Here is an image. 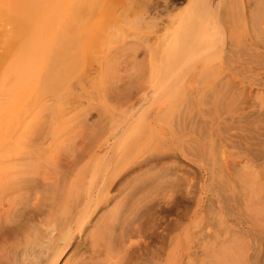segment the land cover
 Here are the masks:
<instances>
[{"label":"rangeland","instance_id":"374dc122","mask_svg":"<svg viewBox=\"0 0 264 264\" xmlns=\"http://www.w3.org/2000/svg\"><path fill=\"white\" fill-rule=\"evenodd\" d=\"M66 10L65 21H57L52 53L68 56L66 63H52L50 72L43 69V79L16 102L24 117L11 105L8 118L13 127L3 135L0 131L1 139L24 141L20 156L27 149L35 158H49L31 161L25 168L31 171L25 175L28 185L21 183L27 191L11 198L14 202L22 198L10 224L16 241L8 236L0 250L15 249L24 255L32 243L37 254L41 241L36 237L49 227L57 238L52 264L90 263L87 258L100 241L108 238V243L114 236L111 242L116 247L117 238L128 233L132 235L128 257L120 261L118 256L123 254L116 253L112 262L101 257L98 264L117 260V264H153L154 258L160 264H223L220 252L227 243L234 246L232 257L237 259L231 258L237 261L231 264H264V215L246 214L244 196H250L254 185L240 177L249 160L240 163L239 157L255 155L254 170L264 173V123L258 120L264 114V60L258 57L264 55V3L71 0ZM143 15L147 21L155 16L162 21L152 29L140 20ZM221 94L227 99L217 103ZM217 114L225 119L219 123L220 130L239 142H224L210 155L209 147L204 152L196 141L200 132L206 136L201 144L217 140L204 129H217ZM206 120L211 122L207 127ZM31 122L35 124L29 126ZM163 141L170 148L161 155L173 158H157ZM151 157H155L151 166L139 171L138 178L133 174L128 182L108 190L109 197H116L114 202L92 212L94 202L106 194V174L114 165L124 169L133 160ZM222 160L238 163L232 174L234 185L227 190L218 188L225 175L219 172ZM215 170L219 174L212 178ZM234 196L236 201L230 203ZM199 200L205 210H197ZM212 251L221 255L216 257Z\"/></svg>","mask_w":264,"mask_h":264},{"label":"bare ground","instance_id":"6f19581e","mask_svg":"<svg viewBox=\"0 0 264 264\" xmlns=\"http://www.w3.org/2000/svg\"><path fill=\"white\" fill-rule=\"evenodd\" d=\"M70 1L71 0H0V131L2 132V135L5 134L7 131H11L10 129L13 127L11 125L12 123L10 122V120L8 118V112H9V110L11 111V105L15 109V112L19 113L18 116L21 115L20 117H22V116L24 117V114H23L24 111L21 112L22 111L20 108L21 105L19 103H16V102H18V100H21L23 97L28 96L30 94V90H33L36 87L37 82H39L43 79V77H42L43 69L50 72V70L52 71V68H53V67L51 68L52 63L57 61L56 62L57 64L63 65L64 60L68 59L67 58L68 56H65L62 54H60L61 56H59V55L57 57L55 56L56 57L55 58L52 55V53H54V51H56V50H54V47H55L54 42L56 39L55 35L57 34V32H56L57 21L60 20L61 18H63V20L65 21V16H66L65 14L67 11L66 9L68 7V4L70 6ZM118 1H120V0H118ZM261 1L264 3V0H261ZM67 2H68V4H67ZM147 15L148 14L146 13V16ZM146 16L143 15V17H141L140 20L141 19L146 20V25L147 26L149 25V27H152V26L155 27L156 25H158V23L160 21H162L161 16H155L151 20L149 19L150 21H147L148 17H146ZM196 22H197V20H196ZM152 29H153V27H152ZM58 35L62 36V37L65 36L61 32H59ZM61 39L62 38L60 37V40ZM56 43L57 42H55V44ZM65 43H67V42H65ZM61 46L66 47V44L65 45L61 44ZM63 50H64V48H63ZM258 57H260L264 60L263 54L259 55ZM66 60H65L64 64L66 63ZM67 63H68V61H67ZM57 64H54V65L56 66ZM214 92H216V91H214ZM212 96L213 95H211V97ZM213 97L215 99V96H213ZM218 97H219V99H217L218 100L217 103L219 101L227 99L225 97V95H224V99H223V95H222V97H220V96H218ZM198 101H200V100H198ZM13 102L16 103L14 106H13ZM220 103H224V102H220ZM223 107H224V105H223ZM20 112L22 114H20ZM216 113H218V111ZM201 114H203V113H201ZM220 115H218V114L216 115V121L214 123V124H218V126H216L217 129L213 128L214 126H209L210 125L209 123H211V122L208 123L207 120L205 121V124H204V125H206V127H207V125L209 126L208 129L204 128L208 131V134L216 135L217 140L216 141L212 140L209 144H207V146L204 144H201V142H202L201 140L204 139L203 137H205L204 140H206V136H204V133L202 134V132H200L201 134H198L199 140L198 141L195 140L198 143V146H200V148L202 149V151L205 152L207 149L206 147H209V149H207V150H208L210 155H211L212 151H215L214 150L215 148H222L224 142L225 143L227 141H230V143H235V142L238 143L239 142V141H235L234 139L232 140L231 137L229 138V136H230L229 133H228V136L224 135L225 132H222V131H224L223 129H222V131L220 130L221 128L219 127V123L222 124V121L223 120L225 121V119H222L223 115H221L222 117ZM204 116L207 117L208 113H207V115L204 113ZM260 116H263V117L262 118L259 117V119L258 118L257 119L262 124V123H264V114H262ZM204 119H207V118H204ZM183 122L180 123L181 127H183V126L185 127V124ZM34 124H35V122H31L29 124V126H33ZM178 125H179V123H178ZM183 130L185 131L186 129H183ZM180 131H181V129H180ZM227 132H229V131H227ZM10 134H13V133H10ZM172 134H174V133H172ZM214 135H213V137H214ZM209 139H211V138H209ZM263 139H264V137H263ZM23 142H24L23 140H21V142L15 141V140H14V142H11V140L7 141L6 139L0 138V204H1V207H0V239H2V240H0L1 244L7 242L8 239H10L9 238L10 236H11V238L12 237L15 238L14 235H16L15 234L16 231H13V229L10 227V224L12 225L14 223L13 220L15 219V214L13 215V211L16 208V204H20V202L22 201V198L20 200H16V202L11 201V198H13V199L19 198L21 196V194H25V192L27 191L26 190L27 187L22 186L21 183L27 184L26 183L27 179H26L25 175L29 174L31 171H29L30 169L28 170V168H27V170L29 172L28 171L25 172L26 171L25 168L29 167L32 162H34V161L36 162L39 159H43V161H45V162L49 161V158H45V156H41V158L40 157L35 158V156L31 153V151L27 152V149L25 152L27 154L24 156H20L23 149L26 148V147H24L26 144ZM165 142L166 141H163L164 145L161 144L162 147H159L160 144H158L160 151H157L158 156L157 155L156 156L160 160L162 159V157L173 158L171 156V154L170 155H168V154L161 155L162 153H165L164 151H167L170 148V146H169V148L167 147V143H169V142H166V143ZM170 143H171V141H170ZM247 143H248V145H251L250 147L253 146V144H251L249 142H247ZM240 144H242V142H240ZM170 145H172V144H170ZM244 145H246V144L244 143ZM255 145H256V143H255ZM29 147L32 148V146L30 144L28 145V148ZM169 151H171V149ZM221 151L223 152V150H221ZM252 151H254V150H252ZM216 152H217V150H216ZM248 153L249 152H247V154ZM256 153H257V151H256ZM223 154H224V152H223ZM239 157H240V160L242 159L240 161V163L243 162L245 159L249 160V162H246V167H244L245 169L241 172L242 175H240V177H244L245 179H248L254 185V187L252 189V193L250 194V196H248L249 198L247 197V199H245V196H244L243 201L245 202V205H246L245 206L246 207L245 209L247 211L246 214L248 215V213H249L250 217L254 216V218H256V217L260 216L261 214L264 215V211H263L264 210V185L260 186L261 183L264 182V173H262V172L257 173V171L254 170V168L256 166L255 155L250 157V154H248L245 158L243 156H239ZM153 158H155V157H151L150 159H147V160L145 159L142 161L133 160L132 166L124 168V169H120L117 165L116 166L114 165V167L108 172V174H106V175H108L106 178L107 183L105 184V187H104L106 194H102L101 198H99L96 202H94V208L95 209L92 212L93 213L96 212V209L98 207H100L99 205H102L103 203L105 205V204H108L110 202H114L116 197H113V196L109 197L110 193L108 190L110 188H112V186L114 184L116 185L118 183L123 184L125 182H128L130 177L133 176V174L134 175L138 174V175H136V177L139 176V171L141 172V170L143 171L144 168L151 166L150 162L153 161ZM254 158H255V160H254ZM261 159H264V158H261ZM221 162H223V165H222V168L219 169V172H223L225 175L223 177H220V179H219L220 184L218 185V188L221 187V188H225L226 190L229 188L231 189L234 185V184H232V174H233V172H235V168L238 166V163L231 164L225 160H222ZM250 162H252V163L249 164ZM40 163H41V161H40ZM214 163H216L215 159H214ZM236 164H237V166H236ZM41 165H42V163H41ZM44 165H46V164H44ZM125 166H129V164L125 165ZM215 167H217V165ZM31 168H33V167L31 166ZM217 170H218V168H217ZM217 170H215L216 172L215 171L213 173L211 172L212 174L210 173L212 178H214V174H216L218 172ZM33 171L34 170H32V172ZM219 172L217 174H219ZM47 173H46V176H47ZM62 176H64V174ZM47 179L48 178H46V181H47ZM135 179L136 178H133L131 180V182L134 181ZM19 181H20V184H19ZM30 181L31 180H29V183H30ZM233 181H234V179H233ZM125 186H126V184H125ZM256 186H257V188H256ZM87 192H90V191L87 190ZM232 192H233V190H232ZM87 195H88V193H87ZM103 195H105V196L103 197ZM26 196H30V195H26ZM87 197H89V195ZM24 199L26 201H28L26 197ZM28 199H31V198H28ZM34 200H33V202H34ZM226 200L228 201L230 199H226ZM35 201L38 202V199ZM231 201H234V202L236 201L235 196L232 197L229 202L231 203ZM240 201H242V200H240ZM29 202L31 203L30 200H29ZM43 202L45 203V201H43ZM196 202H197L196 203L197 210H201V209H204L206 207V205H204V202L202 200H199ZM230 203L228 205H230ZM32 205H33V203H32ZM49 206L50 205H48V207ZM260 206H262L263 210H261ZM40 207H42V205H40ZM43 207H45V206H43ZM236 207H237V205H236ZM227 208L229 209V206ZM233 208H235V207H233ZM208 209H210V207ZM233 210H236V209H233ZM93 213H91V215H93ZM228 213H231V212H228ZM90 218H91V216H90ZM114 219H116V218H114ZM224 221H226V220H224ZM220 222H223V221L221 220ZM220 222H219V224H220ZM224 223L225 222H223V224ZM104 226L106 228H108V227L111 228L110 226L107 227L106 225H103V227ZM220 226L222 227L223 225L221 224ZM224 226H225V224H224ZM112 230H114V229L112 228ZM209 231L210 230L208 229V232ZM225 231H228V229H226ZM107 232H106V236L109 235L108 233L111 231L109 230V232L108 233ZM52 233L53 232L49 229V227L46 230L39 232L38 237H36L37 238L36 240H38V238H39V242L41 241L38 244V246H40L39 248H41V250L39 251V253L37 252V254H36L35 249L33 248L34 246L31 242H30L31 244L28 246L29 249L23 250L24 255H20V253L16 252L15 249L12 252H11V249H10V251L4 252L5 250H3L1 248L0 251H2V253L0 255V264H52L54 257L56 256V255H54L53 250H52V249H55V248H53V245H54L53 241L57 239V238H55L56 237L55 235L54 236L52 235ZM210 233H211V231H210ZM210 233L208 235H210ZM226 233L229 234L228 232H226ZM104 234H105V232H104ZM112 234L115 235V231L112 232ZM131 236L129 235V233H128V235H125V236L124 235L119 236L121 238L120 239H119V237L117 238L118 241H117L116 247L114 246L115 241L111 242L114 236L112 237V239H110V242H108V243H107V241L109 240L108 238H106L107 240H106V242L104 241V243H102V241H100L98 243L99 245L96 244L97 247L94 246L95 248L93 250L92 255L89 258H87V259H89L90 263H87L88 262L87 260H86V262L84 260H79V261H77L76 264H98L100 262L99 260L101 257H104L105 259L109 258V260H111V259L116 258V257H113V255L116 253H118L119 255L123 254L122 258L120 256H118L120 261L122 259H124L123 256L125 258H127L128 256L126 257V255L127 254L129 255V253L132 251L131 250L132 246H130V245L127 246L128 243L131 242L130 241ZM225 236H227V235H225ZM109 237L111 238V236H109ZM14 238H12V239H14ZM99 240H104V239H99ZM225 240H227V239H225ZM226 242H229V241H223L222 244H224ZM227 244H224L225 246L222 245V247L220 245L221 249L222 248L224 249L222 252H220V253H222V256L224 257L222 259L223 264H225V263L231 264L233 261V260H231V258H235V256H236L235 255L234 257H232L233 251H232L231 247H234V246H230L231 245L230 243H229L230 245L229 244L227 245ZM31 247H32V249H31ZM235 248H233V249L235 250ZM56 249H57V247H56ZM6 250H7V247H6ZM57 250H59V248ZM217 251H220V249H218ZM217 251H212L214 255L217 254L216 257L221 255L220 253H217ZM237 251L239 252V249ZM237 251H234L235 254L237 253ZM10 253H13V254H10ZM239 254H241V253H239ZM214 255L211 254L212 257ZM238 257H239V255H238ZM140 258H141V256H140ZM235 259L233 262H235ZM142 260L143 259H140V261H142ZM238 260L240 261L241 259L239 258ZM117 261H115V262H117ZM153 261H154L153 264H160L159 260L157 261L156 258H154ZM242 261H243V257H242ZM242 261H240L238 263H241ZM111 262H112V260H111ZM115 262H114V264L118 263V262L117 263H115ZM235 263H233V264H235ZM137 264H139V263H137Z\"/></svg>","mask_w":264,"mask_h":264}]
</instances>
